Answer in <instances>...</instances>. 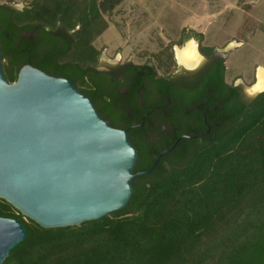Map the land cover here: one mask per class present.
I'll return each mask as SVG.
<instances>
[{"label": "trees", "instance_id": "obj_1", "mask_svg": "<svg viewBox=\"0 0 264 264\" xmlns=\"http://www.w3.org/2000/svg\"><path fill=\"white\" fill-rule=\"evenodd\" d=\"M120 2L34 0L12 16L18 23L81 24L77 37L86 38L91 55L93 38L107 27L103 13ZM5 21L0 11L4 71L13 82L26 60L12 48L15 30ZM213 49L200 47L207 55ZM47 51L41 48L40 59L32 55V63L83 85L78 71ZM225 73L222 63L219 81L235 94ZM132 184L124 209L62 228H43L0 199V215L20 219L28 232L4 264H264V91L236 104L230 123L193 146L184 161L169 170L157 166Z\"/></svg>", "mask_w": 264, "mask_h": 264}, {"label": "water", "instance_id": "obj_2", "mask_svg": "<svg viewBox=\"0 0 264 264\" xmlns=\"http://www.w3.org/2000/svg\"><path fill=\"white\" fill-rule=\"evenodd\" d=\"M234 46L216 50L226 58ZM2 62L0 46V199L47 229L124 209L134 179L158 160L134 172L138 152L128 133L112 127L71 79L28 64L10 82ZM27 234L20 219L0 215V264Z\"/></svg>", "mask_w": 264, "mask_h": 264}, {"label": "flooded vegetation", "instance_id": "obj_3", "mask_svg": "<svg viewBox=\"0 0 264 264\" xmlns=\"http://www.w3.org/2000/svg\"><path fill=\"white\" fill-rule=\"evenodd\" d=\"M2 5L5 22L15 30L12 48L26 60L23 66L40 68L30 57L35 54L40 59L43 48L49 50L48 56H57L58 64H69L78 71L85 80L81 86L68 76L40 68L71 79L112 127L128 133L138 152L134 172H139L140 166L149 169L156 160L154 169L169 170L181 163L193 146L230 123L236 104L250 102L241 80L232 83L235 94L220 83V66L225 58L215 48L210 55L199 50L200 58L192 64L176 60L172 68L161 72L153 59L144 63L121 57L111 61L93 43L90 55L86 38L79 43L77 37L81 24L70 28L58 20L54 25L27 19L18 23L14 12L24 13L31 6ZM9 57L14 60V53ZM2 61L4 69L8 58H3V52Z\"/></svg>", "mask_w": 264, "mask_h": 264}, {"label": "rangeland", "instance_id": "obj_4", "mask_svg": "<svg viewBox=\"0 0 264 264\" xmlns=\"http://www.w3.org/2000/svg\"><path fill=\"white\" fill-rule=\"evenodd\" d=\"M33 1L0 4L30 7ZM103 17L107 27L92 40L102 55L111 61L153 59L161 72L176 64L177 47L190 41L197 51L235 43L225 58V80H241L253 99L249 94L258 82V69L264 67V0H121Z\"/></svg>", "mask_w": 264, "mask_h": 264}, {"label": "bare ground", "instance_id": "obj_5", "mask_svg": "<svg viewBox=\"0 0 264 264\" xmlns=\"http://www.w3.org/2000/svg\"><path fill=\"white\" fill-rule=\"evenodd\" d=\"M235 44V43H233ZM200 58L197 51V46L195 41H190L183 48L177 47V59L185 64H192ZM258 82L253 87L254 91H260L264 88V67L258 69Z\"/></svg>", "mask_w": 264, "mask_h": 264}, {"label": "clouds", "instance_id": "obj_6", "mask_svg": "<svg viewBox=\"0 0 264 264\" xmlns=\"http://www.w3.org/2000/svg\"><path fill=\"white\" fill-rule=\"evenodd\" d=\"M15 7L19 8V7H20V5H19V4H17V5H15Z\"/></svg>", "mask_w": 264, "mask_h": 264}]
</instances>
